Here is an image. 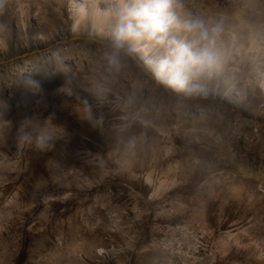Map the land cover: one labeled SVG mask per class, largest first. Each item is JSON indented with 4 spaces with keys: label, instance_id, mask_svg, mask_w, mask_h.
I'll use <instances>...</instances> for the list:
<instances>
[{
    "label": "rangeland",
    "instance_id": "1",
    "mask_svg": "<svg viewBox=\"0 0 264 264\" xmlns=\"http://www.w3.org/2000/svg\"><path fill=\"white\" fill-rule=\"evenodd\" d=\"M75 1L0 6V264H264V0H178L223 63L182 91L155 41L110 68L112 19ZM52 114L51 150L18 145Z\"/></svg>",
    "mask_w": 264,
    "mask_h": 264
},
{
    "label": "clouds",
    "instance_id": "2",
    "mask_svg": "<svg viewBox=\"0 0 264 264\" xmlns=\"http://www.w3.org/2000/svg\"><path fill=\"white\" fill-rule=\"evenodd\" d=\"M3 3L4 0H0V6ZM177 3L178 0H119L118 6L108 13L113 21L110 41L105 51L109 67L118 70L122 54L135 50L134 47L126 49V43L136 45L141 41L151 40L166 49L163 57L146 61L158 82L182 91L190 82L211 75L220 63V54L215 48V36L219 28L206 26L199 18L178 19L173 11ZM173 28L183 32L185 38L170 37ZM64 90L61 88L57 91ZM106 92V88L98 86L97 95H104ZM126 103L131 104L132 100L129 99ZM83 104L90 115L91 106L88 101H83ZM53 119L54 114L48 116L43 124H36L32 116H27L16 126L18 145L39 151L51 150L56 139ZM102 119L100 116L96 122L99 123ZM11 126V121H2L0 131Z\"/></svg>",
    "mask_w": 264,
    "mask_h": 264
},
{
    "label": "bare ground",
    "instance_id": "3",
    "mask_svg": "<svg viewBox=\"0 0 264 264\" xmlns=\"http://www.w3.org/2000/svg\"><path fill=\"white\" fill-rule=\"evenodd\" d=\"M114 4L117 7L119 4V0H76L75 2L71 3L72 7L75 8V15H76L77 23H80V24L81 23L84 24L86 19H89V21L91 20L93 23H97L99 20H103V21L111 20L112 17L108 15V13H109V10H114L112 6ZM102 7H105V9H102ZM140 47H141V44H136L134 47L135 51L142 50V48ZM222 67H223V63H222V60L220 59L219 70H221ZM262 85L264 88V82L262 83Z\"/></svg>",
    "mask_w": 264,
    "mask_h": 264
}]
</instances>
